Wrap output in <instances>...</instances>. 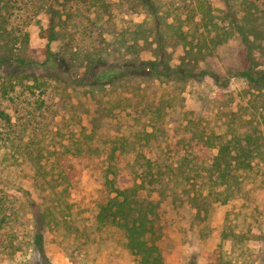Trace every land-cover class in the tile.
Segmentation results:
<instances>
[{
  "label": "rangeland",
  "instance_id": "374dc122",
  "mask_svg": "<svg viewBox=\"0 0 264 264\" xmlns=\"http://www.w3.org/2000/svg\"><path fill=\"white\" fill-rule=\"evenodd\" d=\"M46 1L31 0L28 5L23 0L1 1L0 47L16 54L26 51L42 63L51 22L48 11L42 10ZM109 1L117 30L129 44L134 43L133 33L143 22L152 28L150 41L157 42L153 15L128 0ZM154 1L160 16L176 9L184 17L198 0ZM208 1L214 9L224 7L222 0ZM236 4L243 16L247 3L236 0ZM260 8L256 17L261 18L256 22L264 29V6ZM77 9L70 12L72 17L64 16L68 19L66 25L62 21L64 29L57 28L63 37L51 43L53 52L67 49L73 34L84 45L89 43L84 33L92 27L93 9L85 12L81 5ZM215 14L220 13L216 10ZM199 33L192 37L200 40L206 53L213 51L226 85L218 87L208 76L187 81L130 77L100 90L105 112L111 115V133L118 137L104 148L97 142H84L90 141L85 135L91 132V113L100 93L94 98L89 88L67 89L71 98L58 93L50 100L44 88L31 89V82L23 84L12 70L0 69V106L19 126L16 130H21L8 142L0 134V198L9 200L15 209L10 222L2 219L4 212L0 214V229L8 234L12 226L17 233L6 246L0 245V264H137L123 234L101 227L96 215L99 203L111 191L104 184V173L112 177L120 171H142L143 162L136 161L140 155L156 161L153 172L146 175L141 196L160 201L163 236L158 244L165 264H264V85L252 86L239 76L249 63L238 39L214 47L210 38L204 44ZM167 45L174 63L179 62L182 46L170 38ZM115 55L112 52L110 57ZM142 55L154 57L149 51ZM254 57L256 68L264 70V53L256 52ZM244 134L261 138L251 148L252 167L241 169L236 183L209 182L206 169L217 154L222 141L218 138ZM211 135L213 143L208 139ZM70 161L76 163L73 167L79 174L70 184L59 186L57 173ZM29 164L40 167L46 179L35 177ZM53 187L58 193L50 192ZM63 187L68 189L63 191ZM27 190L54 213L55 220L44 235L45 256L30 250V235L23 232L29 224L22 214ZM238 213H242L245 243L234 247L230 236ZM2 238L7 241L6 235Z\"/></svg>",
  "mask_w": 264,
  "mask_h": 264
},
{
  "label": "trees",
  "instance_id": "16d2710c",
  "mask_svg": "<svg viewBox=\"0 0 264 264\" xmlns=\"http://www.w3.org/2000/svg\"><path fill=\"white\" fill-rule=\"evenodd\" d=\"M1 1L3 0H0V3ZM23 1L25 5L31 2V0ZM222 1L224 3L222 9H214L208 0L194 1V6L182 17V11L179 12L176 9L170 10L168 15L164 13L160 16L158 13L160 8L154 0H128V3L132 5L135 3L144 12L153 15L156 18L157 27L155 34L157 42L150 41L153 34L152 28L147 27L143 22L133 33L134 43L129 44L124 34L117 30V25L113 21V5L109 0H47L42 10L48 11L51 22L46 31L48 44L42 50L45 56L44 61L38 64L36 58L27 55L26 51L23 54H16L0 47V69L12 70L16 80L23 84L31 82V89L44 88L50 100L54 99L55 94L58 93L71 98L69 93H66L67 89L75 90L76 88H89L93 97L96 98L100 90L103 91L108 86L112 87L130 77L187 81L202 80L208 76L218 87H224L226 81L212 57L213 51L211 54L206 53L199 46L200 40L195 42L192 37V33L200 32L202 42L206 44L210 38L214 47H221L231 38L238 39L246 49L249 63V67L242 70L239 76L252 86H263L264 70L256 68L254 57L256 52L264 53V29L261 27L262 23L256 22V19L261 18L256 17V12L262 11L260 7L264 6L263 1L245 0L247 9L243 16H239L236 0ZM8 4L5 3V6ZM79 5L84 7L85 12L93 9L90 11L93 19L89 21L92 27L84 33L89 43L84 45L80 37L77 38L73 34L67 49L53 52L51 43L63 37L57 28H65L62 21L64 20L66 25L68 19L64 16L67 14L68 18L72 17L70 12L73 9L78 10ZM216 10L219 11V15L215 14ZM242 20L247 25L240 24ZM168 38L174 39L183 48V55L177 63H174L172 54L168 51ZM29 50L32 51V49ZM146 51L151 52L154 57L144 58L142 54ZM112 52L116 53L114 59L110 57ZM61 88L62 93H60ZM98 96L100 97L97 100L98 106L91 113V132L85 135L90 141H84L83 137L81 142H97L101 148H104L110 143L115 144L118 137L111 133L113 125L110 126L111 115L106 113L107 106L103 105L104 95L100 93ZM62 101L61 97L60 102ZM104 117L108 118L104 119ZM17 128L19 129V126L13 123L6 110L0 106V134L4 137L3 140L8 142L7 139H12L19 134L21 130L17 131ZM83 133L86 134L85 131ZM213 137L214 135H211L208 138L210 143H213ZM218 139L222 141L217 144V154L212 157V164L206 169L208 180L216 181L219 186L236 183L240 180V170L252 167L254 155L251 148L257 146L261 138L244 134L242 138L233 135V138L226 140L225 136L221 135ZM2 146L4 148V145ZM136 161L143 162L140 164L142 171H120L112 173V177L104 173V184L109 186L111 191L99 203L96 219L104 229L113 228L123 234L126 247L137 258V264H165L158 244L163 236L160 225V201L141 196V192L145 190L146 175L153 172L156 161L143 155L137 157ZM72 163L70 161V165H66L68 169L65 166L64 170L58 171L59 186L70 184L79 174L76 167H73L76 163ZM29 166L35 172V177L40 176L41 180L46 179V174L40 170V167L30 164ZM67 189L68 187H63L62 190ZM49 190L54 194L58 193L54 187ZM31 192V190L26 191L25 203L22 204L25 206L22 214L29 220L23 232L30 235V250L45 256L43 250L45 231L55 217L53 210L38 201ZM3 200L5 203L2 204ZM226 201L227 199L223 202ZM8 203L4 198H0V214L4 212L2 219L5 222L12 221L11 215L15 212L9 200ZM4 205H7L6 208ZM241 214L238 213V219L235 221L237 226L230 236L234 247L237 243H245L242 221L239 217ZM2 231L5 230L0 229V245L6 246L14 240L17 233L14 234L15 229L12 226L8 234ZM5 235L6 242L5 238H2ZM46 264L50 263L46 261Z\"/></svg>",
  "mask_w": 264,
  "mask_h": 264
}]
</instances>
